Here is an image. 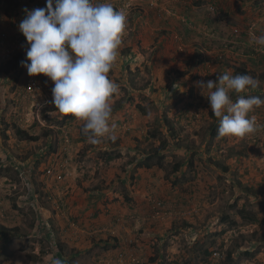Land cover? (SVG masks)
Here are the masks:
<instances>
[{
    "label": "rangeland",
    "instance_id": "obj_1",
    "mask_svg": "<svg viewBox=\"0 0 264 264\" xmlns=\"http://www.w3.org/2000/svg\"><path fill=\"white\" fill-rule=\"evenodd\" d=\"M110 2L127 18L108 73L117 138L92 144L83 121L62 122L50 78L26 91L18 19L47 0H0V65L18 60L0 72V264H264V105L255 133L213 137L220 118L197 87L238 75V59L259 86L230 98L264 100V0Z\"/></svg>",
    "mask_w": 264,
    "mask_h": 264
},
{
    "label": "clouds",
    "instance_id": "obj_2",
    "mask_svg": "<svg viewBox=\"0 0 264 264\" xmlns=\"http://www.w3.org/2000/svg\"><path fill=\"white\" fill-rule=\"evenodd\" d=\"M26 11L19 30L30 45L22 62L29 76L44 75L54 83L52 88L56 111L83 121L82 132L92 144L104 138L115 140L110 124L111 97L118 85L108 73L117 62L127 18L114 9L110 0L93 4L91 0H47L46 8ZM257 43L264 45V36ZM217 81H198L210 108L220 118V137L245 138L257 131L254 107L264 105L259 96L248 93L259 81L248 75L224 73ZM207 91V95H205ZM53 264H62L56 259Z\"/></svg>",
    "mask_w": 264,
    "mask_h": 264
},
{
    "label": "trees",
    "instance_id": "obj_3",
    "mask_svg": "<svg viewBox=\"0 0 264 264\" xmlns=\"http://www.w3.org/2000/svg\"><path fill=\"white\" fill-rule=\"evenodd\" d=\"M113 7H114L115 10L118 11V7L117 6H113ZM235 60L236 61H239L238 59H235ZM17 61H18L17 58H14L12 64H11V61H7V63H5L3 65H0V72L7 73V72L11 71L12 69L16 68L17 65H18V62ZM236 61H234V63L231 64V66H234L235 67V70L238 71V73H239L238 75H248V72L249 71L247 70V68L246 67H239L240 65ZM212 114H214V113L212 112ZM75 121H76V118L74 116L70 115V114L69 115H64L63 120H62V122L64 123V125L73 124V123H75ZM15 128H16V134L20 138L27 139V140H30V141H35V140L38 139L37 136L31 135V134L27 133L26 131H24L23 129L19 128V127H15ZM218 128H219V126L218 127H213V130L211 131V135L213 137L217 136V134H218ZM78 129H79V134L81 135L82 139L83 140L88 139L87 136L82 132V128L78 127ZM157 152L159 154V150L158 149H157ZM157 156L159 157L158 160L159 161H162L163 155H157ZM153 158H154L153 155H149L146 158V160H145L147 162L143 166L146 167V168L152 167L154 165L153 162H152L153 161ZM159 165H161V163H159ZM246 217H247V219H251V220H254V221H258L257 217H252L249 214ZM61 229H63V228H61ZM110 239L113 240L112 247L118 248L119 245H120V241L121 240L119 238L115 237V236L110 237ZM104 244H109V242L105 241ZM206 253L210 254L207 251H206ZM246 253H247V251H246ZM247 254H249V253H247ZM228 255H229V257H231V253L230 252H229ZM69 261L70 260L68 259L67 262H69ZM67 264H70V262L67 263Z\"/></svg>",
    "mask_w": 264,
    "mask_h": 264
},
{
    "label": "built area",
    "instance_id": "obj_4",
    "mask_svg": "<svg viewBox=\"0 0 264 264\" xmlns=\"http://www.w3.org/2000/svg\"><path fill=\"white\" fill-rule=\"evenodd\" d=\"M26 91L30 94H39L42 92V87L39 86L36 80V76H30L26 84Z\"/></svg>",
    "mask_w": 264,
    "mask_h": 264
},
{
    "label": "crops",
    "instance_id": "obj_5",
    "mask_svg": "<svg viewBox=\"0 0 264 264\" xmlns=\"http://www.w3.org/2000/svg\"><path fill=\"white\" fill-rule=\"evenodd\" d=\"M21 4H25V3H21ZM21 8V7H20ZM17 11V10H16ZM21 12V11H20ZM0 15H1V11H0ZM11 18H13V15L11 14V17L9 16V23L11 22ZM17 20V19H16ZM20 22H22V20H23V17L21 18V19H18ZM13 32H15V30H13ZM9 34H11L12 35V33H9ZM23 35V34H22ZM22 37H24V38H26L24 35L22 36ZM198 40V39H197ZM27 49V48H26ZM63 229L62 230H64V227H62ZM63 233H66V231L65 232H63ZM62 233V234H63ZM66 235H68V234H66ZM92 246V245H91ZM84 249H86V250H90L89 248H88V246H86Z\"/></svg>",
    "mask_w": 264,
    "mask_h": 264
}]
</instances>
